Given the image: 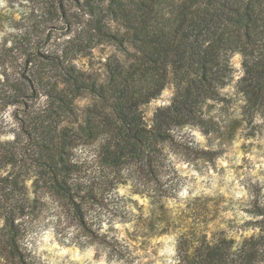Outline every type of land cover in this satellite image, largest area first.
<instances>
[{
    "label": "trees",
    "instance_id": "1",
    "mask_svg": "<svg viewBox=\"0 0 264 264\" xmlns=\"http://www.w3.org/2000/svg\"><path fill=\"white\" fill-rule=\"evenodd\" d=\"M15 1L30 6L18 37L25 60L0 80V111L23 107L14 139L0 140V264H43L32 233L47 218L62 242L97 243L122 257V244L108 237L116 219L131 220L115 194L121 184L153 200L147 231L181 230L176 264H264V203L247 209L254 233L239 241L195 226L212 220L207 206L173 218L158 204L174 189L170 154L206 155L176 134L203 122L201 104L228 83L232 54L242 56L244 113L263 106L264 0ZM125 42L130 60L109 58L101 84L73 63ZM169 84L172 101L149 124L141 108ZM84 94L99 102L79 119L73 103ZM40 97L45 105L35 108Z\"/></svg>",
    "mask_w": 264,
    "mask_h": 264
},
{
    "label": "rangeland",
    "instance_id": "2",
    "mask_svg": "<svg viewBox=\"0 0 264 264\" xmlns=\"http://www.w3.org/2000/svg\"><path fill=\"white\" fill-rule=\"evenodd\" d=\"M29 6L25 1L0 0V80L5 73H13L25 60L24 56H18V37L26 23ZM112 27L122 34L118 26L112 24ZM61 32L53 31L52 38ZM123 47L104 43L73 63L78 70L101 84L106 78L105 64L109 58L122 62L130 60L127 54L133 53L131 44L125 42ZM229 66L230 77L219 96L201 104L203 122L184 127L176 134L177 139H185L190 148L203 150L206 155L200 152L170 154L173 172L168 176L174 189L158 204L163 205L164 211L173 218L180 213L195 214L207 206L214 210L207 217L212 220L195 226L198 229L205 227L208 237L212 232L222 231L227 237L239 241L254 233L252 226L247 224L252 220L247 209L253 202L264 203V104L253 110L250 116L244 113V100L239 91V81L244 75L240 53L232 54ZM174 92L173 85L169 84L157 99L141 108L149 124L158 108L171 103ZM98 102V98L91 94L75 100L73 105L78 118H82L87 107ZM44 105L45 97L32 100L35 108ZM21 110L23 107L9 106L0 111V120H3L0 140L14 139L18 132L15 117L23 115ZM115 194L118 202H125L131 219L127 223L116 219L108 231V237L122 244V248L117 246L123 252L122 257L118 253L108 254L109 248L97 243L80 248L62 242L49 224L50 218L32 233L35 255L43 264H176L177 239L181 230L170 228L159 234L147 231L153 200L134 193L128 184L119 185ZM156 213V217L161 216V211ZM152 218L156 220L155 216ZM192 219L190 217L191 225ZM107 228L104 225L101 233Z\"/></svg>",
    "mask_w": 264,
    "mask_h": 264
}]
</instances>
